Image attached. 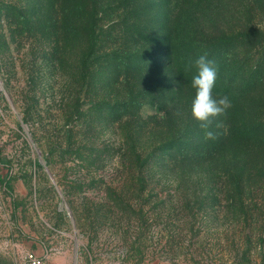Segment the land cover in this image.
<instances>
[{
  "label": "rangeland",
  "instance_id": "rangeland-1",
  "mask_svg": "<svg viewBox=\"0 0 264 264\" xmlns=\"http://www.w3.org/2000/svg\"><path fill=\"white\" fill-rule=\"evenodd\" d=\"M58 14L52 0H0V264L38 250L50 264H264V224L258 244L215 207L224 166L189 157L228 115L202 128L194 90L165 69L166 40L184 67L217 50L215 85L229 78L236 106L262 68L264 0H89ZM170 141L188 157L167 164ZM252 191L264 215V182Z\"/></svg>",
  "mask_w": 264,
  "mask_h": 264
},
{
  "label": "trees",
  "instance_id": "trees-1",
  "mask_svg": "<svg viewBox=\"0 0 264 264\" xmlns=\"http://www.w3.org/2000/svg\"><path fill=\"white\" fill-rule=\"evenodd\" d=\"M86 1L89 0H52V18L55 15V20L61 21V16H58L60 8L67 4L77 5L78 2L81 4L86 3ZM91 32L94 33V30L91 29ZM227 42L228 40H223L224 44ZM220 44L218 47H220ZM165 45L170 47V50H168L169 60L165 64V69L170 72L173 85L179 86L181 84L192 89L191 78L195 71L194 65L184 67L181 61L180 64L177 63L178 59L174 56L172 42L166 40ZM208 51L209 59L213 60L215 56L214 52L217 50L211 53V50ZM261 60L260 66L262 68L256 71L257 73L251 75L247 80L248 86L239 95L243 96V98L241 100H234V102H237L236 106L232 104L225 110V113L228 115L226 120L217 124L213 123V126L210 128L209 131L213 132V137L207 138L203 134V143L196 146L195 152L189 156L193 157V159L197 158L205 166L212 167L214 164L224 166V170L221 171L224 173L227 181L220 186L216 185L219 187L213 188L216 191L213 194L215 207L216 209L218 207L217 211L219 212H227L224 213V218H230L229 214L232 215L237 226L245 233L246 230H249L247 232L249 238L255 237V240L258 238V235H255V233L262 230L261 227L264 224V215L260 214V204L253 197L254 192L252 191V183L264 182V54ZM150 69L153 72L156 71L154 74L163 70L160 64H155ZM160 80L161 77L157 76V79L154 80L156 83L153 82L154 84L152 83L149 88L152 90L160 87ZM231 84L232 81L229 78L222 82L218 81L217 85H214L213 93L220 94L219 89L216 87L223 86L226 87L223 95L231 96L233 93ZM228 86L230 88H227ZM260 90L262 91L261 95L256 96ZM236 95L238 96V94ZM144 97L146 98L145 94L144 96L142 94V98L136 96L137 99H144ZM246 97L250 99V104L246 103ZM136 98L131 99L137 101ZM252 99H257L258 102ZM242 100L244 101L241 105L239 103ZM131 104L135 108L134 102ZM168 145H170V147L168 146L170 151L174 150V148L177 150L178 156H173L172 152L164 154V161L167 164L176 162L180 155L182 157L187 156L186 151L180 152L179 146L174 141H170ZM222 178L224 177L221 176L220 179ZM248 243L252 245L251 240ZM257 243L260 244V239H258Z\"/></svg>",
  "mask_w": 264,
  "mask_h": 264
},
{
  "label": "clouds",
  "instance_id": "clouds-1",
  "mask_svg": "<svg viewBox=\"0 0 264 264\" xmlns=\"http://www.w3.org/2000/svg\"><path fill=\"white\" fill-rule=\"evenodd\" d=\"M192 63L195 71L191 78L194 95L191 99L190 112L192 118L206 129L212 118L223 114L231 106V101L227 96L213 95L217 69L207 53L199 55ZM205 136L212 138L213 132L206 131Z\"/></svg>",
  "mask_w": 264,
  "mask_h": 264
},
{
  "label": "built area",
  "instance_id": "built-area-1",
  "mask_svg": "<svg viewBox=\"0 0 264 264\" xmlns=\"http://www.w3.org/2000/svg\"><path fill=\"white\" fill-rule=\"evenodd\" d=\"M24 264H50V263L45 257L39 256L33 251H28L24 254Z\"/></svg>",
  "mask_w": 264,
  "mask_h": 264
},
{
  "label": "crops",
  "instance_id": "crops-1",
  "mask_svg": "<svg viewBox=\"0 0 264 264\" xmlns=\"http://www.w3.org/2000/svg\"><path fill=\"white\" fill-rule=\"evenodd\" d=\"M33 252H35L39 256H43V257L47 258L48 260H49V258L52 260V254L51 253H46L44 251L41 252L40 250L33 251Z\"/></svg>",
  "mask_w": 264,
  "mask_h": 264
}]
</instances>
